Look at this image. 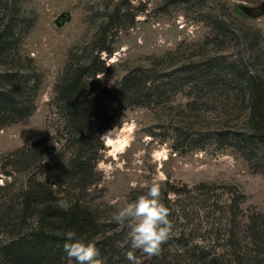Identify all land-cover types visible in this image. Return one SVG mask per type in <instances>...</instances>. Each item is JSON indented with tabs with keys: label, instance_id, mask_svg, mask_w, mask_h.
Segmentation results:
<instances>
[{
	"label": "rangeland",
	"instance_id": "rangeland-1",
	"mask_svg": "<svg viewBox=\"0 0 264 264\" xmlns=\"http://www.w3.org/2000/svg\"><path fill=\"white\" fill-rule=\"evenodd\" d=\"M8 4L20 11L13 21L10 16L6 20L22 38L13 53L33 58L41 80L33 114L0 125V264H9L4 248L36 227L34 219L24 229L20 226L24 219L12 220L18 217V188L37 171L36 166L15 172L5 164L7 157L42 139L66 159L74 157L80 133L71 125L61 93L79 69L97 57L99 66L105 62V70L86 78L82 94L118 89L128 76L149 78L141 98L146 104L124 109L113 127L84 147L97 164L98 183L86 195L77 191L69 196L66 185L57 188L61 198H80L90 205L105 228L91 241L102 264H130L128 229L118 226L112 213L143 194L153 178L162 185V202L170 210L174 230L159 255L134 250L137 264H237L238 252L247 264H264V241L253 240L251 231L256 215H264V173L254 172L243 157L217 144L226 122L240 123L239 114L229 99L202 94L199 83H185L188 67L209 57L242 60L255 68L257 52L244 36L260 37L264 48V0H9ZM244 6L252 9L251 15ZM6 14L2 8L0 16ZM62 14L66 17L60 23H65L59 26ZM31 23L34 26L26 34ZM15 69L12 59L0 65V70ZM227 105L230 116L225 115ZM123 120L133 139L125 150L113 153L100 137L122 126ZM202 183L235 186L245 195L238 228L232 227L228 216L231 195L222 188L210 200L199 192L187 196L189 189ZM170 185L181 194L166 196ZM216 202L225 211L206 208ZM257 224L256 231H264L260 220ZM235 238L240 240L237 247Z\"/></svg>",
	"mask_w": 264,
	"mask_h": 264
},
{
	"label": "trees",
	"instance_id": "trees-1",
	"mask_svg": "<svg viewBox=\"0 0 264 264\" xmlns=\"http://www.w3.org/2000/svg\"><path fill=\"white\" fill-rule=\"evenodd\" d=\"M2 2L3 0H0V14L2 8L7 14L0 16V65L12 59L17 68L15 71L0 70V125H8L33 114V98L40 88L41 77L36 72L33 58H24L20 53H13L19 49L22 38L16 36L15 26L6 20L10 16L13 21L20 11L15 7L11 8L9 0L6 4ZM33 26L34 23H31L26 34ZM253 36L247 34L244 38L250 39L252 50L257 52L254 57L257 65L254 69L245 65L242 60H218L209 57L201 64L194 63L188 67L185 83H199L202 94H217L231 100L227 103L233 104L235 112L239 114L240 123L231 125L232 121L226 122L218 135L217 144L223 149L231 148L243 157L254 172L264 173V48L260 47V37ZM99 58L80 68L73 82L65 86L61 93L71 125L75 133H80L77 137L79 148L74 157L66 159L64 154L57 153L56 147L47 139L25 146L7 157L8 162L5 164L14 168L15 172H26L33 165L37 169L32 177L18 188L15 211L18 217L12 219L25 220V223L20 225L21 229L29 226L28 220L34 219L36 227L33 228L34 231L20 234L16 242L4 248L3 253L9 264H63V260L67 258L63 243L68 230H74L78 237L86 241H92L93 236L106 232L90 205L81 202L80 198H61L58 189L66 185L69 186V196L77 191L86 195L92 186L98 183L100 179L96 177L95 172L97 164L86 155L84 147L90 146L99 139L98 136L103 131L113 127L124 109L146 104L141 98L149 78L128 76L118 89L106 87L94 95L82 94L81 89L86 78L105 70V62L98 65ZM31 71L33 75L28 74ZM32 80L34 83L30 85ZM225 113L230 116L228 105ZM221 188L231 195L228 216L231 218L232 227L238 228L245 195L235 186L202 183L189 189L187 196L199 192L201 197L210 200ZM172 192L181 194V191L170 185L165 194L167 196ZM61 199L69 200L71 207L67 210L58 207L57 202ZM206 206L209 210L217 208L225 211V207L219 202ZM252 216L254 218V215ZM256 216L264 226V215ZM257 220L252 226V237L255 241H264V236L259 237L264 231H256ZM233 235L235 236L234 232ZM235 240L233 245L237 247L240 240ZM237 254V264H247L241 258L242 255H239L240 252Z\"/></svg>",
	"mask_w": 264,
	"mask_h": 264
},
{
	"label": "clouds",
	"instance_id": "clouds-1",
	"mask_svg": "<svg viewBox=\"0 0 264 264\" xmlns=\"http://www.w3.org/2000/svg\"><path fill=\"white\" fill-rule=\"evenodd\" d=\"M126 131L129 132L128 135H124ZM100 139L116 153L125 150L133 137L123 120L122 126L110 130ZM153 156L156 157L157 153L154 152ZM161 190V183L153 178L143 194L112 213V220L118 226L128 229L130 250L126 253V259L130 264H137L134 254L137 249L149 256L159 255L161 245L174 230L170 210L162 202ZM57 204L63 210L71 207L70 201L66 199L59 200ZM65 236L63 251L68 264H102L99 249L93 242L78 237L74 230H68Z\"/></svg>",
	"mask_w": 264,
	"mask_h": 264
},
{
	"label": "water",
	"instance_id": "water-1",
	"mask_svg": "<svg viewBox=\"0 0 264 264\" xmlns=\"http://www.w3.org/2000/svg\"><path fill=\"white\" fill-rule=\"evenodd\" d=\"M263 7H264V4H263ZM242 9H243V11H245V13L251 15V11H252L251 8H249V7H245V6H244V7H242ZM65 17H66L65 14H62V15H60V16L58 17V19H57V24H58L59 26H61V25H63V24L65 23V20H64L63 23H60V21L63 20Z\"/></svg>",
	"mask_w": 264,
	"mask_h": 264
}]
</instances>
